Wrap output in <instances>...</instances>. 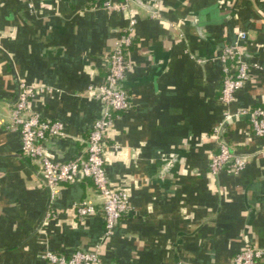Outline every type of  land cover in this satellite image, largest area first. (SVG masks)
<instances>
[{"label":"crops","instance_id":"1","mask_svg":"<svg viewBox=\"0 0 264 264\" xmlns=\"http://www.w3.org/2000/svg\"><path fill=\"white\" fill-rule=\"evenodd\" d=\"M131 1L129 108L104 140L108 186L126 192L131 209L104 239L92 182L63 184L50 199L10 111L20 86L31 88L29 111L64 126L63 138L45 142L47 156H82L104 110L94 88L129 16L103 10V0H0V264H49L47 252L76 250H98L100 264H231L247 246L264 249V138L242 117L222 124L248 164L237 175L208 170L224 111L264 107V0ZM239 33L250 68L227 106L216 57ZM80 201L95 212L78 217Z\"/></svg>","mask_w":264,"mask_h":264},{"label":"built area","instance_id":"2","mask_svg":"<svg viewBox=\"0 0 264 264\" xmlns=\"http://www.w3.org/2000/svg\"><path fill=\"white\" fill-rule=\"evenodd\" d=\"M101 8L114 13H127L129 23L109 56V68L103 83L94 88L104 110L88 131L83 155L67 162L54 161L47 156L45 142L49 139L63 138L64 126L59 121H46L37 113L30 112L28 106L33 90L23 85L20 86L11 106L9 128L20 135L21 155L37 167L50 199L57 195L58 188L63 184L70 185L80 179H89L92 182L101 199L103 238L106 239L112 234L118 220L131 209L127 193L112 190L108 186L104 140L106 131L112 126L118 114L129 108V96L123 82L130 67L127 52L133 43L137 19L131 0H103ZM237 37L238 42L224 45L216 57L221 64L222 73L219 99L227 106L234 101L236 93L247 81L250 68L244 59L240 44L246 40V34L239 33ZM252 67L262 70L258 65ZM88 90H93V87H88ZM239 117L247 120L253 136L264 138V107L243 108L235 113L224 111L222 122L210 134L215 151L208 162V170L214 176L221 172L237 175L248 164L247 158L236 153L221 135V125ZM258 154L264 156V148L260 149ZM75 212L78 217H84L94 213L95 208L80 201L75 206ZM263 257L264 249L247 246L232 257L231 264H256ZM43 258L49 264H100L98 250L93 252L76 250L69 256L47 252Z\"/></svg>","mask_w":264,"mask_h":264},{"label":"water","instance_id":"3","mask_svg":"<svg viewBox=\"0 0 264 264\" xmlns=\"http://www.w3.org/2000/svg\"><path fill=\"white\" fill-rule=\"evenodd\" d=\"M137 4H139V5H140V3H139V2H137Z\"/></svg>","mask_w":264,"mask_h":264},{"label":"trees","instance_id":"4","mask_svg":"<svg viewBox=\"0 0 264 264\" xmlns=\"http://www.w3.org/2000/svg\"><path fill=\"white\" fill-rule=\"evenodd\" d=\"M257 263V262H256Z\"/></svg>","mask_w":264,"mask_h":264}]
</instances>
